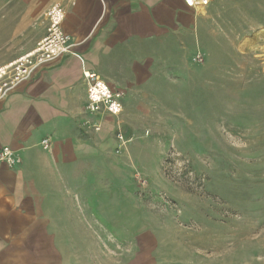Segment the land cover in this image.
I'll use <instances>...</instances> for the list:
<instances>
[{"label":"crops","instance_id":"crops-1","mask_svg":"<svg viewBox=\"0 0 264 264\" xmlns=\"http://www.w3.org/2000/svg\"><path fill=\"white\" fill-rule=\"evenodd\" d=\"M182 2L0 0V67L48 35L53 7L64 12L62 28L73 44L70 54L0 101V150L10 148L20 161L13 168L0 162V264H155L151 248L145 250L150 232L142 227L136 243L124 240L129 218L114 217L110 201L94 196L82 172L124 168L95 158L111 157L119 131L138 130L147 113L145 88L192 37L193 13ZM85 73L123 94L120 115L89 110Z\"/></svg>","mask_w":264,"mask_h":264},{"label":"rangeland","instance_id":"rangeland-1","mask_svg":"<svg viewBox=\"0 0 264 264\" xmlns=\"http://www.w3.org/2000/svg\"><path fill=\"white\" fill-rule=\"evenodd\" d=\"M251 2L180 4L192 37L145 88L138 130L95 158L124 168L82 172L129 218L124 240L150 232L155 264H264V0Z\"/></svg>","mask_w":264,"mask_h":264},{"label":"built area","instance_id":"built-area-1","mask_svg":"<svg viewBox=\"0 0 264 264\" xmlns=\"http://www.w3.org/2000/svg\"><path fill=\"white\" fill-rule=\"evenodd\" d=\"M217 0H183L184 5L189 10L201 12L211 7ZM65 19L64 12L56 7L51 8L47 12V20L49 24L48 35L41 40L36 48L24 55L23 57L0 67V101L6 99L12 92L30 82L35 74L45 66L53 63L59 58L71 53L73 44L71 38L63 31L62 25ZM84 77L89 81V110L93 113L105 111L113 116L122 113L120 100L123 94L113 92L109 86L95 74L85 73ZM107 86L110 92V98L103 97L99 102L90 100V88L96 87L99 83ZM113 101L121 106L119 113L109 111V107ZM117 139L124 142L122 134L117 135ZM45 148H48V141H43ZM0 162L7 164L10 168L15 167L20 161L12 150L8 147L0 150Z\"/></svg>","mask_w":264,"mask_h":264},{"label":"clouds","instance_id":"clouds-1","mask_svg":"<svg viewBox=\"0 0 264 264\" xmlns=\"http://www.w3.org/2000/svg\"><path fill=\"white\" fill-rule=\"evenodd\" d=\"M110 95L111 94L108 91L107 86L101 82L96 87L90 88L89 98L93 102H99L102 96L110 98ZM121 110V106L116 101H113L109 107V111H112L114 113H119Z\"/></svg>","mask_w":264,"mask_h":264}]
</instances>
